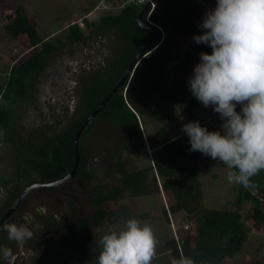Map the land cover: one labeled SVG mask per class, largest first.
<instances>
[{
    "label": "trees",
    "instance_id": "obj_1",
    "mask_svg": "<svg viewBox=\"0 0 264 264\" xmlns=\"http://www.w3.org/2000/svg\"><path fill=\"white\" fill-rule=\"evenodd\" d=\"M162 1H158L156 11L151 16L153 24L160 27L162 31H164L163 28L167 31L157 48L165 45L168 39L179 30L182 20L192 14H203L206 9L214 8L192 7L174 19H164L157 15L159 3ZM138 13L139 10L135 7L128 6L119 15H102L97 27L91 31L92 36L94 33L113 29L122 47L113 79L102 81L85 93V114L82 117L74 120L64 134L53 138L51 142L32 146L29 151L31 155L23 158L26 166L21 164L22 148L10 138L14 147L17 172L19 176H25V178L19 177L15 183L11 184L0 172V189L3 188L6 192L4 195L6 200L0 208V214L14 203L25 187L36 182H54L70 173L74 163L73 139L77 129L111 91L130 61L154 38L152 31H144L138 26ZM7 18L11 22L4 25L3 30L8 37L12 40L27 39L33 52L22 62L14 63L8 71L4 85H0V132L4 131L6 134L13 127L15 106L28 99L30 83L44 69L47 57L62 50L66 45L87 39L78 24L71 22L66 26L64 40L55 37L51 41L44 42L22 7L15 10L14 17L7 16ZM179 89L178 99L170 100L160 109L150 107L144 113L157 123L173 122L176 118L175 104L180 103L188 114H192L201 103L192 96L186 83L180 85ZM99 117L111 119L125 126L129 131V139L123 151L133 152L136 156L140 155V149L143 148L142 134L136 117L125 106L120 94L107 104ZM218 123L221 124L222 121L219 119ZM201 126L210 131L208 126L204 124ZM156 136L159 145L154 146L156 142L150 141L153 149L159 147L154 153L152 165L129 171L128 161H124L118 154L111 159L112 165L107 176L112 180L106 183H93L95 176L85 168L84 158L80 155L79 169L74 179L68 183L78 184L86 190L87 208L80 210L71 198L63 196V199L71 206V212L68 225L62 230V237L57 242L59 248L57 252L61 257L59 264H97V256L101 249L99 244H94L90 238L85 237L88 227L116 225L132 218L148 220L150 218L148 213L134 212L130 206L120 202L125 197L135 199L152 196L154 191L158 193V184L168 199L167 205L162 209L168 225L175 222L168 215H172L176 221L183 220L189 225L187 233L178 240L173 237L165 238L164 245L170 258L166 264H171L173 258L179 259L180 255L192 258L195 264H223L224 260L232 259L249 239L248 223H251L253 228L264 226V170L252 177V181L257 185L255 189H252L254 191L246 190L238 185L234 202L221 209L205 208L202 203L203 194L198 166L190 159V145L180 138H171L162 128L157 131ZM31 175L34 177L29 178ZM42 190L49 194L59 191L58 188ZM244 202L252 203L253 208L242 214L240 211ZM25 204L26 200L20 205V209ZM3 240L1 230L0 245H3ZM80 241L94 244V248L87 249L80 244ZM0 264H4L1 259ZM253 264H264V262Z\"/></svg>",
    "mask_w": 264,
    "mask_h": 264
},
{
    "label": "rangeland",
    "instance_id": "obj_2",
    "mask_svg": "<svg viewBox=\"0 0 264 264\" xmlns=\"http://www.w3.org/2000/svg\"><path fill=\"white\" fill-rule=\"evenodd\" d=\"M202 1L203 0H163L159 3L157 15L160 17H167L179 14L180 16L183 11L188 8L202 6ZM97 2L98 0H0V24L5 22V15L16 10L15 8H23V6L28 3L27 11L31 16V21L33 20V26L44 42L51 41L55 37L64 40L66 26L71 22L78 24V26L81 27L80 29H83L84 36L87 37L86 40L77 42L74 45H66L62 50L47 57L44 69L30 83L28 99L15 106L14 112L16 113L12 120L13 127L8 130V134L4 131L0 132V172L11 184L15 183V179L19 177L23 178V176H19L17 172L13 151L14 147H12L10 138L22 148L23 152L20 155L21 164L22 166H26L23 158L28 156L30 151L29 148L32 146L29 140L33 139L31 140L32 142L41 144L51 142L54 135L57 133L58 127L67 123L69 120V112L67 109H60L61 106L59 105V102L65 97L66 99L68 98L67 92L65 91L67 88L63 81L67 83L72 80L71 78L73 75H70L69 68L73 70L76 68L77 71L79 70L78 74L82 76V81L84 80V83H88V81L90 82L92 80L94 73L90 72L87 76L83 69L88 60L87 54L92 53L96 56L95 59L100 63L98 64L100 68L104 65H108L107 60L104 61L103 59H105L106 55H110L111 50L114 51V49L117 48L114 52H119L122 47L113 29L103 30L94 33L92 36L90 35L91 31L99 24V19L101 17L99 11H92ZM204 2L206 6H210L215 5L216 0H204ZM136 9L140 10V8ZM88 13H90L89 16L82 19ZM80 19L82 20V24L78 23ZM152 21L153 20H151V22ZM1 27L2 26H0V85H4L10 67L14 63L18 64L30 56L33 49L27 39H25V41L22 40V38L12 40ZM163 29V32H165L164 35L167 34L166 28ZM51 34H53V37H48ZM46 37L48 38L45 39ZM76 92L80 91L78 90ZM175 110L176 118L173 122L157 123L158 125L149 122V120L144 122V138L142 136L144 148L140 149V155L136 156L133 152H126L122 155V159L128 161L127 169L129 171L152 165L154 153L159 147L153 149L150 145V141L153 140L156 142L154 146L159 145L156 136V130L159 128H163L171 138L180 136V139L189 145L188 137L181 131L183 124L189 121H198L200 124L208 126L210 131H217L220 129L221 124L218 123L220 119L219 114L214 113L211 107L205 108L200 104L192 114H188L180 104ZM236 111H240L239 105ZM98 126H100L98 131L101 137L103 131H110V133H114L113 135L116 136V141L123 139L121 132L111 125L101 124ZM190 159L197 163L198 166L199 181L203 194L202 203L205 208L221 209L234 202L236 187L238 185L228 182L227 172L229 169L227 166L198 151L191 152ZM94 173L95 177L93 183L102 184L112 180V178L107 176L105 169H102V167L98 165H96ZM31 177H34V175H31L30 178ZM158 187V193L154 191L152 196L135 199L125 197L120 202L123 205L130 206L134 212H146L149 214L150 218L148 220L141 221H147L154 229L155 236L159 241L156 248V256L163 252L165 237L168 236L171 231L166 224V217L162 212L163 207L165 208L168 203V199L160 190L159 184ZM64 191H67L69 195L74 194V198L77 200H75V202H78L77 204L80 205L78 207L80 210L84 207L87 208V197L85 196L87 193H85L81 187H75L73 184L69 186V183H67L60 187L58 192L63 194ZM4 192L5 190L1 188L0 206L4 198ZM109 205L111 206L112 204ZM252 205L253 204L250 202H244L240 212L245 214L253 208ZM63 207L64 204L62 203V206L58 205L55 208L61 211ZM62 216H65V213H63ZM170 216L174 221L173 216L168 215V217ZM176 222L178 225H175L177 235L187 231L183 229L184 226L182 224L185 223L183 220L181 222L177 220ZM123 224L124 222H120L116 225L106 224L104 227H88L85 231V237L90 238L94 244H99L100 238L108 230L114 227H123ZM247 226L249 229V239L232 259L224 260L223 264H253L255 262H264V226L253 228L251 227V223H248ZM173 238L178 240L179 235ZM80 244L87 249L94 248V244L88 242L80 241ZM12 250L15 256L13 264H27V259L21 254L27 250L17 251V253L14 249ZM48 251L49 248L39 252L38 260L48 261V263L50 262L53 264V262L50 261L52 256H50L51 254ZM165 257L167 261L170 259L168 255ZM166 260H164L163 257H155L153 264H166Z\"/></svg>",
    "mask_w": 264,
    "mask_h": 264
},
{
    "label": "clouds",
    "instance_id": "obj_3",
    "mask_svg": "<svg viewBox=\"0 0 264 264\" xmlns=\"http://www.w3.org/2000/svg\"><path fill=\"white\" fill-rule=\"evenodd\" d=\"M198 28L202 34L192 39L210 47L211 54L199 53L187 84L192 96L219 114L222 123L219 130L208 131L198 121H189L181 131L188 137L190 152L227 166L229 183L255 189L252 177L264 170V0H216ZM36 212L43 215L46 209L41 206ZM34 220L28 215L23 223H3L0 230L23 247L35 235ZM158 243L150 223L127 219L123 227L111 228L100 238L97 264H152ZM0 258L13 264L12 248L0 245ZM171 264L195 262L180 255Z\"/></svg>",
    "mask_w": 264,
    "mask_h": 264
},
{
    "label": "flooded vegetation",
    "instance_id": "obj_4",
    "mask_svg": "<svg viewBox=\"0 0 264 264\" xmlns=\"http://www.w3.org/2000/svg\"><path fill=\"white\" fill-rule=\"evenodd\" d=\"M200 7H215V5L206 6L203 0L202 6ZM188 9L183 11V13H185ZM203 15L204 13L192 14L182 20L179 30L168 39L169 41L165 45L153 51H150L146 56L138 61V63L132 68V71L129 73L126 82L122 85V87L115 95H121L122 101L125 106L136 117L138 127L143 138V125H145L144 122H146V120H149V122L157 124V122H155L149 115L144 112H146V110L150 107L155 109L163 108L170 100L178 99V97L180 96L179 86L184 83L187 84V79L192 74L195 64L199 63V53L204 52L207 54H211L210 47L204 44L197 45L192 39L194 35L202 34L201 30L198 28V25L201 23ZM178 16L179 14L175 16L162 17L164 19H174ZM74 44L75 43H73L72 45ZM116 49H114V51ZM114 51L111 50L110 55H106L107 57L105 56V59H103L104 61L107 60L108 65H104L100 68L98 66V64L100 63L97 61V59H95L96 56H94L92 53L87 54L88 60L85 63L83 69L86 75L90 72L94 73L92 80L90 82L88 81V83H84V80L82 81V76L78 74L79 70L77 71L76 68L74 70L69 68L70 75H73V77L71 78L72 80L67 83L63 81L65 87L67 88V90L65 91L67 92L66 94L68 98L66 99L65 97L61 102H59V105L61 106L60 109H67V111L69 112V120L67 123L62 124L58 127V130L56 131L57 133L54 135V138H56L60 134H64L71 127L70 125L74 123V120L79 119L85 114V93L88 92L91 87L107 79H113L112 77L116 75L115 67L118 63L117 59L120 51ZM129 65L127 66L121 77L115 82L111 91L118 85L125 72L127 71ZM78 90L80 92H76ZM110 92H108L107 94H109ZM178 105L180 106V103L175 104V109ZM100 113L85 129L79 141V165L81 156H83L85 168H87L89 173H93L94 176L96 165L102 167V169H105L106 173L110 171L112 165L111 159L118 154L120 155V158H122L123 153H126V151H123V148L125 147V143L129 139V131L125 126H122L121 124L116 123L111 119L99 117ZM101 124H108V126L111 125L115 129L119 130L121 132V135H123V139H121L120 141H116V136L113 135L114 133H110V131H103L101 137V134L98 131V128L100 127L98 125ZM159 129L156 130V133ZM31 140H29V142L32 146L35 147L41 145V143H34ZM141 141L143 142L142 138ZM32 146L29 148V150L32 149ZM29 154L31 153L29 152L28 155ZM24 178L25 176H23V178L21 179ZM72 179H74V177ZM70 185L71 184H69V186ZM60 187L57 188L60 189ZM75 187L80 188V185L76 184ZM26 188L27 187H25L24 189ZM82 190H84V192L86 193L85 189L82 188ZM67 191H64L63 194H60L59 192L49 194L48 192H44L42 189L34 190L28 196V198H30L26 199V204L21 207V209L19 206L18 209L13 213V215H11V217L6 221L7 223L19 224L24 222V218L26 216H33L35 218L34 223L38 225V227L35 229L34 237L31 240L27 241L23 247H18L15 241L8 240L7 233L3 231V246L14 249L16 253L17 251L27 250L26 252L21 253L23 257L27 259V264H52L50 262L48 263V261L38 260L39 252L49 248L48 252L51 254L50 256H52V259L50 261L53 262V264H59V262L61 261V257L57 252L59 250L57 242L62 237V230L68 225L69 215L71 212V206H69V203H67V201L63 199V196H68V198H71L74 202L76 200L74 198V194L69 195ZM5 193L6 192H4V195ZM5 200L6 199L3 198L0 208L3 207ZM62 203L64 204V207L61 208V211L55 208L58 205L62 206ZM75 203L77 204L78 202ZM41 206L46 209V213L43 215L36 212V209L40 208ZM77 206L79 207L80 205L77 204ZM10 207L11 205L4 211V213L0 214V220ZM63 213H65V216H62ZM0 259L4 264H7V262L2 258Z\"/></svg>",
    "mask_w": 264,
    "mask_h": 264
},
{
    "label": "water",
    "instance_id": "obj_5",
    "mask_svg": "<svg viewBox=\"0 0 264 264\" xmlns=\"http://www.w3.org/2000/svg\"><path fill=\"white\" fill-rule=\"evenodd\" d=\"M149 6H146L145 8L141 9L138 13L137 17V24L138 26L144 30V31H152L154 33V38L151 40V42L142 49L131 61L127 71L125 72L124 76L118 83V85L105 96V98L99 103V105L96 107V109L92 112V114L85 120V122L80 126L78 129L75 139H74V163L72 170L68 175L65 177L54 181V182H37L30 186H28L26 189H24L19 196L16 198L14 203L11 205V207L7 210L5 215L0 220V225L5 223L11 215L18 209V207L28 198V196L37 189H43V188H57L60 186H63L67 184L77 173L79 169V141L82 133L85 131V129L91 124V122L98 116V114L105 108V106L112 100V98L116 95V93L119 91V89L122 87V85L126 82L129 73L132 71V68L138 63V61L146 56L150 51L154 50V48L157 46L160 38V34L153 25H149L145 23L143 17L146 11L148 10Z\"/></svg>",
    "mask_w": 264,
    "mask_h": 264
},
{
    "label": "built area",
    "instance_id": "obj_6",
    "mask_svg": "<svg viewBox=\"0 0 264 264\" xmlns=\"http://www.w3.org/2000/svg\"><path fill=\"white\" fill-rule=\"evenodd\" d=\"M158 1L159 0H98L96 6L93 8L92 11L93 12L99 11L101 13V16L105 15V14L116 16V15H119L128 6L140 8V10L145 8L146 6H149L148 10L144 14L143 19H144L145 23H147L149 25L156 26L155 24H153L151 22V16L156 11V8L158 6ZM87 16H89V15H87ZM87 16H85V17H87ZM81 21L82 20L80 19L78 21V23L82 24ZM156 28H157L160 36H161V40L158 42L157 46L154 49H156L162 43L163 38H164V33H163L162 29L158 26H156ZM171 227H172V229L174 228L173 224H171ZM185 229H186V227H185Z\"/></svg>",
    "mask_w": 264,
    "mask_h": 264
},
{
    "label": "crops",
    "instance_id": "obj_7",
    "mask_svg": "<svg viewBox=\"0 0 264 264\" xmlns=\"http://www.w3.org/2000/svg\"><path fill=\"white\" fill-rule=\"evenodd\" d=\"M26 4V3H25ZM29 4L27 3L25 6H23V8H24V10L26 11V13H27V15H28V17H29V19H30V21H31V16L29 15V13H28V11H27V6H28ZM15 9H17V8H15ZM14 13H15V10L13 11ZM12 11L11 12H9L7 15H5V17H6V20H5V22L4 23H1L0 24V26H2L1 28H3V26L4 25H6V24H8V23H10L11 22V20H8V18H7V16H13L14 17V13H13ZM33 21V20H32ZM31 21V22H32ZM32 24H33V22H32ZM48 37H53V34H51L50 36H48ZM48 37H46L45 39H47ZM174 139H176V138H180V136L179 137H173ZM171 218V217H170ZM171 220V219H170ZM178 221H180L181 222V220H179V219H177ZM175 222H176V220H174ZM175 222H174V225H177V222H176V224H175ZM166 224L168 225V223L166 222ZM183 226L184 225H186V226H188V224L185 222L184 224H182ZM169 226V228H170V225H168ZM178 226V225H177ZM170 230V229H169ZM178 230H180V229H178ZM177 230V231H178ZM186 233V231H184V233L182 232V233H180V234H178L179 235V238L181 237V236H184V234ZM177 235V236H178ZM167 238L169 237V238H171L172 237V232L170 231V233L168 234V236H166ZM165 237V238H166ZM168 255V251L166 250V247H165V245H164V249H163V252L160 254V255H158V256H155L156 258H164V260H166L165 258V256H167ZM155 257H154V259H153V261H152V264H153V262L155 261ZM166 262H167V260H166Z\"/></svg>",
    "mask_w": 264,
    "mask_h": 264
}]
</instances>
